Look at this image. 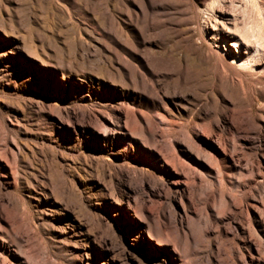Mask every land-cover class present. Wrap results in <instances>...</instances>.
I'll return each instance as SVG.
<instances>
[{
	"label": "rangeland",
	"instance_id": "374dc122",
	"mask_svg": "<svg viewBox=\"0 0 264 264\" xmlns=\"http://www.w3.org/2000/svg\"><path fill=\"white\" fill-rule=\"evenodd\" d=\"M190 13L209 26L196 0H0V264H264V102L163 77Z\"/></svg>",
	"mask_w": 264,
	"mask_h": 264
},
{
	"label": "bare ground",
	"instance_id": "6f19581e",
	"mask_svg": "<svg viewBox=\"0 0 264 264\" xmlns=\"http://www.w3.org/2000/svg\"><path fill=\"white\" fill-rule=\"evenodd\" d=\"M224 1L196 0V10L204 14L209 26L198 28L199 32L192 28L195 17L191 13L184 23L178 24L169 48L174 54V66L163 77L176 76L179 83L182 76L192 74L189 84H194L197 100L210 96L219 102L218 97L224 89L237 95L241 101H246L249 93L264 102V0H242L245 9L240 23L231 14H221V18L216 16L217 6ZM111 12L112 26H115V5H112ZM110 39L117 43L114 34H110ZM161 62L168 64L172 60L161 58ZM138 64L140 70L132 71L124 60L112 54L113 77L120 78L118 80L140 93L153 94V85L159 83L158 79H154L155 73L149 69L146 60L138 59Z\"/></svg>",
	"mask_w": 264,
	"mask_h": 264
}]
</instances>
